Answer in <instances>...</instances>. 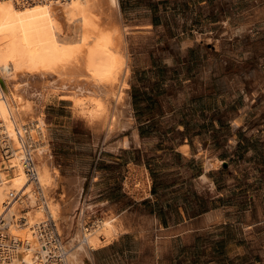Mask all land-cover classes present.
I'll use <instances>...</instances> for the list:
<instances>
[{"label":"crops","instance_id":"1","mask_svg":"<svg viewBox=\"0 0 264 264\" xmlns=\"http://www.w3.org/2000/svg\"><path fill=\"white\" fill-rule=\"evenodd\" d=\"M154 2L149 15H135L130 24L123 22L121 0L115 12L117 24L139 33L119 122L113 126L89 119L70 103L92 140L85 145L89 153L61 176L67 224L115 218L117 237L92 253L93 264H235L236 259L264 264L259 195L235 192L251 165L227 169L243 140L256 133L247 126L249 105L258 96L245 99L244 110L226 112L223 92L240 97L245 82L238 78L226 86L210 79L212 65L199 76L202 81H195L191 38H173L169 51L145 49L147 40L157 42L165 35ZM235 228L242 233L239 244L228 237Z\"/></svg>","mask_w":264,"mask_h":264},{"label":"bare ground","instance_id":"2","mask_svg":"<svg viewBox=\"0 0 264 264\" xmlns=\"http://www.w3.org/2000/svg\"><path fill=\"white\" fill-rule=\"evenodd\" d=\"M116 8L117 0H0V146L7 153V160H0V264L48 261L39 235L46 230L44 217L56 225L62 264H85L84 257L93 264L91 253L117 237L109 216L82 224L65 244L59 221L64 206L50 197L57 178L46 161L44 120L34 116L20 91L25 81H44L49 89L65 90L76 108L91 116L116 102L131 67ZM109 116L107 123L114 126V113ZM28 155L34 179L27 174ZM144 184L148 187V177Z\"/></svg>","mask_w":264,"mask_h":264},{"label":"rangeland","instance_id":"3","mask_svg":"<svg viewBox=\"0 0 264 264\" xmlns=\"http://www.w3.org/2000/svg\"><path fill=\"white\" fill-rule=\"evenodd\" d=\"M154 1L157 0H121L124 9L123 22L130 24V20L135 15L140 17L149 15V10L152 8L150 4ZM118 4L119 0L114 12L118 10ZM158 4L159 8L155 12L166 24V37L164 35V39L157 42H153L152 39L147 40L145 49L154 48V52L169 51L173 49L171 46L173 38L181 36L191 38L195 41V46L190 48V58L194 62L191 71L195 81H202L199 76L203 74L205 68L208 69L212 65L210 79L214 81L218 79V82H224L226 86L238 78L245 82L246 87L239 92L240 97L229 93L228 89L223 92L222 105L226 112H236L241 108L244 110L247 107L245 99L258 96V99L250 103L248 110L250 115L247 127L255 130L254 137H251L254 140L252 142L250 137L243 140L242 149L231 158L227 169L231 170L235 165L233 172H236L241 170L243 165H251L245 177L237 180L239 182L235 186V192L237 195L257 192L264 209V0H158ZM119 22L122 23V19ZM123 29L131 57L137 44L138 37L135 36L139 33L133 29V26L132 30L126 26ZM131 60L130 58V62ZM130 69L122 77L119 99L116 102L110 100L106 110L99 116H91L78 110L74 99L65 94V90L49 89L44 85V81L31 80L25 81V84L21 83L24 86H20V91L31 102L34 116L44 120L46 146L49 152L46 161L51 168L58 171L57 188L50 193L53 200H58L62 193L61 176L64 174V168L77 164L76 159L81 158L82 154L89 153L85 145L92 140L91 130L84 125L82 119L76 117L72 106L89 119L98 118L105 122H108L109 115L113 112L115 126L119 122L120 106L125 101ZM186 70L187 66H185ZM255 86L257 88H254L253 94L250 93V89ZM0 160L3 159L0 157ZM252 176L255 177L254 181ZM60 199L64 198L61 196ZM38 201L40 203V199ZM234 206L240 208L239 200L233 201ZM20 213L25 212L20 210ZM60 217L59 221L62 223L60 234L66 244L82 224H73V221L67 224L66 209ZM43 220L50 221L48 217H44ZM228 237L239 244L242 233L235 228L228 232ZM84 259H86L85 264H88L89 260L86 257ZM235 264L243 263L236 259Z\"/></svg>","mask_w":264,"mask_h":264},{"label":"built area","instance_id":"4","mask_svg":"<svg viewBox=\"0 0 264 264\" xmlns=\"http://www.w3.org/2000/svg\"><path fill=\"white\" fill-rule=\"evenodd\" d=\"M0 157L3 160H7V153L2 149V146H0ZM27 174L28 177H30L31 179L35 178V172H34V168H33V161L31 162L30 160V156L28 155L27 157ZM10 198H14V195L12 194L10 196ZM1 225V224H0ZM45 231L47 235H50L51 238V242H47L44 237L46 238L45 235ZM39 235L41 236L40 240L42 239L45 243L43 245V249L47 250L48 252H50L48 254V261L45 264H62V261L58 258V255L60 254L59 252V243L60 241V237L59 235H57L56 233V225L53 221H48L47 222V226H46V230H41L39 231ZM7 240V238H5ZM2 240H1V236H0V244H1Z\"/></svg>","mask_w":264,"mask_h":264},{"label":"water","instance_id":"5","mask_svg":"<svg viewBox=\"0 0 264 264\" xmlns=\"http://www.w3.org/2000/svg\"><path fill=\"white\" fill-rule=\"evenodd\" d=\"M225 165H224V167H227V164L226 163H224Z\"/></svg>","mask_w":264,"mask_h":264}]
</instances>
